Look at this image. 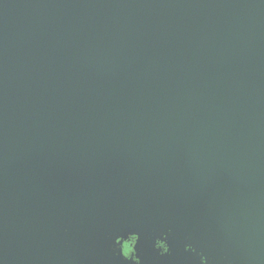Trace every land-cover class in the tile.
Returning a JSON list of instances; mask_svg holds the SVG:
<instances>
[{
  "label": "water",
  "instance_id": "95a60500",
  "mask_svg": "<svg viewBox=\"0 0 264 264\" xmlns=\"http://www.w3.org/2000/svg\"><path fill=\"white\" fill-rule=\"evenodd\" d=\"M0 264H264V0H0Z\"/></svg>",
  "mask_w": 264,
  "mask_h": 264
}]
</instances>
